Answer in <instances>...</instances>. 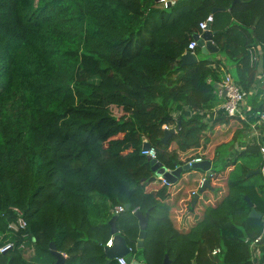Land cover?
Returning <instances> with one entry per match:
<instances>
[{
  "label": "trees",
  "instance_id": "16d2710c",
  "mask_svg": "<svg viewBox=\"0 0 264 264\" xmlns=\"http://www.w3.org/2000/svg\"><path fill=\"white\" fill-rule=\"evenodd\" d=\"M210 13L226 62L201 56L182 64ZM258 45L264 0H0V245L14 243L0 264H55L51 242L65 264H106L114 215L130 254L146 264L165 256L169 264H254L249 242L264 229L263 141L242 138L244 118L219 113L206 122L183 109L222 101L215 84L227 63L247 93V113L264 112L249 59ZM194 52L202 54L198 45ZM178 123L163 141V125ZM144 139L169 169L197 157L223 162L209 176L190 167L173 184L149 181ZM206 177L210 186L198 193ZM245 196L261 218L249 216ZM116 205L128 208L114 214ZM12 207L24 230H8ZM134 209L148 214L141 248Z\"/></svg>",
  "mask_w": 264,
  "mask_h": 264
},
{
  "label": "built area",
  "instance_id": "2783aa9c",
  "mask_svg": "<svg viewBox=\"0 0 264 264\" xmlns=\"http://www.w3.org/2000/svg\"><path fill=\"white\" fill-rule=\"evenodd\" d=\"M173 2V0H160L159 3H161L163 6H167L169 3ZM213 22V14H208L204 19H202L198 26L202 31L206 30V28ZM198 45V42L196 39H191L188 44L186 51L194 52L195 47ZM249 59H250V65L255 67L257 65L258 61V51L256 47H251L249 50ZM264 75V69L262 71ZM216 94L219 97H222L221 105L219 106V113L225 114L227 116H238L240 118H244L245 120L251 121L249 125V129H247V132L245 135H248V139L252 138L250 142L255 141L256 143H261L260 138L262 137V134H257L258 126L264 128V112L260 113H247V111L250 110V106L246 104L247 101V93L240 87V85L229 75L226 74L222 81L216 86ZM223 92L225 93L223 95ZM163 128L165 130H168L170 128H175L173 126H169L167 124L163 125ZM260 133V132H259ZM251 135V136H249ZM147 142L146 139L143 140V143ZM236 148H243L242 145H239L238 143L235 145ZM240 146V147H239ZM260 151L261 153L264 152V141L260 145ZM141 154L151 158V159H157V153L154 147L149 146L147 149H144L142 147ZM202 161L200 157L191 159L187 162L188 165H192L194 162ZM173 169L166 168V171L171 172ZM207 178V177H206ZM206 178H202L199 182V187L201 188L206 180ZM156 179L160 180L163 184L169 185L168 182L162 176H157ZM12 210L16 213L15 220L8 223L7 228L9 231L17 232L19 230H24L27 226L26 220L23 218L22 212L17 207H12ZM125 210V207L123 205H116L112 208L111 212L114 214H118ZM136 212V209L132 210V213ZM263 224H264V218H263ZM264 231V229H263ZM263 234V233H262ZM262 234L259 235L257 238L253 239L249 242V247L251 251V259H254L257 256L256 252V246L258 245V242L260 238L262 237ZM112 237L111 236L108 241L106 242L105 246H111L112 245ZM26 239L20 244V248H23L25 245ZM31 241L34 242L35 238L32 236ZM13 242L9 241L2 245H0V253L5 250V248H11L13 246ZM131 251V248L129 247V252ZM221 251L220 247H215L212 249L211 254L216 255ZM119 264H133V261H127L125 256H119L115 258Z\"/></svg>",
  "mask_w": 264,
  "mask_h": 264
},
{
  "label": "water",
  "instance_id": "95a60500",
  "mask_svg": "<svg viewBox=\"0 0 264 264\" xmlns=\"http://www.w3.org/2000/svg\"><path fill=\"white\" fill-rule=\"evenodd\" d=\"M155 2H159L160 0H154ZM215 11V9L213 10ZM213 31L211 30V26L209 25L206 30L202 31L201 33H194L193 38L197 40L198 46L201 49V52L204 54L209 53H216L218 52V47L215 46L213 43ZM182 64H193L198 61V58L194 52L186 51L181 57H180ZM225 93L223 92V95ZM180 128V125L176 126V128H170L168 130H165L164 136L162 138L163 141H165L171 134L175 133ZM148 142L143 143V148L147 149L149 147ZM150 164L153 171V176L149 178V181H153L156 179L157 176H162L168 182L169 184H173L176 182L178 177L180 176L181 172L183 170L189 169L190 167H199L202 168L204 171L207 172V176L211 174V162L208 160H202L199 162H194L191 166L188 164H185L183 166H178L175 169H173L171 172L166 171V167L163 166L157 159H151L150 158ZM261 169H255L250 171L248 174H254V173H260ZM209 179L206 178L203 186L199 189L200 193L203 189L206 187H209ZM198 193L194 194L192 198V204L196 201ZM245 198L248 201L249 206L251 207V211L249 213L250 217L254 218H261V213L258 212L254 207L253 203L250 201L248 196H245ZM128 208V206H125ZM135 216L138 219V224L140 228V233L137 239V248H141L143 245V239L146 235V227L148 223V214H143L141 211L137 210L135 212ZM116 215L112 216L110 220L108 221L110 225V232L112 234V245L111 246H105L104 247V253L107 257L106 264L109 263L110 260L115 259L119 256H125L127 261H133V264H146L144 262H139L138 260L134 259L133 256L129 252V247L124 239V237L118 233V229L116 227ZM258 244H264V231L262 234V237L260 238ZM9 248H5L3 252L7 251ZM50 250L51 253L55 256V264H65V255L64 253L58 251L54 245L53 242L50 243ZM164 264H169L168 256H165Z\"/></svg>",
  "mask_w": 264,
  "mask_h": 264
},
{
  "label": "crops",
  "instance_id": "0c3cea01",
  "mask_svg": "<svg viewBox=\"0 0 264 264\" xmlns=\"http://www.w3.org/2000/svg\"><path fill=\"white\" fill-rule=\"evenodd\" d=\"M215 11H217V10L215 9ZM215 11H213V12H215ZM211 30H212V27H211ZM256 48H257V51H258V61H257V65H256L255 82L252 85V91H254V92L259 90V89L264 91V75L262 73V71L264 69V46L260 47L258 45V47H256ZM202 54L208 56V58H213V59L214 58H219V59L223 60V62H226V58H224L219 52H217L216 55L214 53H209V54L202 53ZM202 54L200 56H198L196 54L197 58L199 59L201 56H203ZM232 67H233V64L230 65V64H227V63L225 64V67H221V70H222L221 78H223V76L226 75V74H229L233 78L232 73H231ZM217 85L218 84H215V86H217ZM221 102L222 101H219V103L216 106H214L213 108H210V109H199L198 111H194L190 107H184L183 113L186 116H197V117L201 118L202 120H204L206 122H210V121L214 120L218 116V114H219L218 110H219V106L221 105ZM246 104H248V103L246 102ZM250 119L251 118H249V120H247L249 125L251 123ZM257 134H262V137L260 138V141L261 142L264 141V128L263 127L258 126ZM247 136L248 135L244 134L242 136V138L244 140L250 142L252 138L248 139ZM249 136H251V135H249ZM252 140H254V139H252ZM227 159H228V157L226 158V160ZM212 164L213 163L211 162V166H212ZM261 245L262 244H258L256 246L257 256L254 259H252V262L254 264H264V246L261 247ZM134 259H136V258H134ZM138 261L139 262H143L141 260H138ZM192 264H195V263L192 262Z\"/></svg>",
  "mask_w": 264,
  "mask_h": 264
},
{
  "label": "rangeland",
  "instance_id": "374dc122",
  "mask_svg": "<svg viewBox=\"0 0 264 264\" xmlns=\"http://www.w3.org/2000/svg\"><path fill=\"white\" fill-rule=\"evenodd\" d=\"M203 57L204 58H208V56H206V55H203ZM247 102V101H246ZM248 105V104H247ZM248 129V128H247ZM247 129L244 131V134L247 132ZM229 151V150H228ZM227 152V151H226ZM227 153H229V152H227ZM222 154H225V152L224 153H222ZM222 157V156H221ZM227 157H225V159H226ZM260 160H261V156H259V157H256V158H254V160H253V164L254 165H256V164H258L259 162H260ZM221 162H223V158H221V159H218V161H214L213 162V164H214V166H216V167H218L220 164H221ZM196 175L195 174H192V175H187V174H185V178H193V177H195ZM201 203V201L199 202V204ZM262 246H264V244H262L261 245V247Z\"/></svg>",
  "mask_w": 264,
  "mask_h": 264
}]
</instances>
